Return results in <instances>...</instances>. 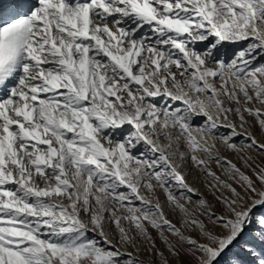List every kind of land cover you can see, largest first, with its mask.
<instances>
[{
  "label": "snow or ice",
  "instance_id": "6c2138e0",
  "mask_svg": "<svg viewBox=\"0 0 264 264\" xmlns=\"http://www.w3.org/2000/svg\"><path fill=\"white\" fill-rule=\"evenodd\" d=\"M157 262L264 264V0H0V264Z\"/></svg>",
  "mask_w": 264,
  "mask_h": 264
},
{
  "label": "rangeland",
  "instance_id": "374dc122",
  "mask_svg": "<svg viewBox=\"0 0 264 264\" xmlns=\"http://www.w3.org/2000/svg\"><path fill=\"white\" fill-rule=\"evenodd\" d=\"M197 123H198V121H197ZM122 251H130V249H128V250L122 249ZM141 259H147V256H141ZM157 264H158V262H157Z\"/></svg>",
  "mask_w": 264,
  "mask_h": 264
}]
</instances>
